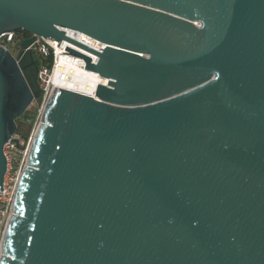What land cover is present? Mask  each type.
<instances>
[{"label":"water","instance_id":"1","mask_svg":"<svg viewBox=\"0 0 264 264\" xmlns=\"http://www.w3.org/2000/svg\"><path fill=\"white\" fill-rule=\"evenodd\" d=\"M78 31L100 49L68 38ZM3 146L40 97L36 37L95 55L55 87L0 264H264V0H0Z\"/></svg>","mask_w":264,"mask_h":264},{"label":"built area","instance_id":"2","mask_svg":"<svg viewBox=\"0 0 264 264\" xmlns=\"http://www.w3.org/2000/svg\"><path fill=\"white\" fill-rule=\"evenodd\" d=\"M68 31L78 32L70 29H65V34H67ZM24 38L25 37L23 36L19 39L16 36L15 31H7L0 35V46H2L3 49L8 50L7 44H11L12 46L17 47L16 45H18ZM61 42L59 46H61ZM67 45L72 44L67 43L66 45H64L61 52H57L53 44L51 45V43H49L47 39L42 37H36L33 43L30 45L32 51H35L40 59V64H38L37 80L41 91V95L39 98L40 100L41 98L43 99V105L38 111L37 116L34 117L32 124H30L31 128L28 134L26 136H23L19 132L15 131L3 146V154L6 159V172L3 178L2 186L0 188V258L2 256V245L4 235L6 234V228L10 221L9 219H11V217L13 216V205L17 183L21 173L27 166L32 142L37 128L40 124L42 110L47 99L55 88L51 84L49 76L56 64L58 58L57 56H59V54L61 53H64L66 56L70 55L68 51L64 49ZM102 46L103 44L101 45V47ZM92 60L95 59L92 58ZM83 67H85L84 61Z\"/></svg>","mask_w":264,"mask_h":264},{"label":"bare ground","instance_id":"3","mask_svg":"<svg viewBox=\"0 0 264 264\" xmlns=\"http://www.w3.org/2000/svg\"><path fill=\"white\" fill-rule=\"evenodd\" d=\"M66 36L76 42H81L97 49L101 48L102 45L94 40L92 41V39L80 32L68 31ZM47 40L51 43V45L53 44L57 52H61L64 45L69 43L72 45L67 46L79 52V54L82 53L91 56L93 59L96 58L95 55L71 41L62 40L61 46H59L60 43H57L56 40ZM57 57L56 64L49 76L53 87H62L96 98L95 90L97 84H107L108 81L106 79L100 77L97 73L86 70L83 67V59L81 57L72 54L66 56L64 53L59 54Z\"/></svg>","mask_w":264,"mask_h":264},{"label":"rangeland","instance_id":"4","mask_svg":"<svg viewBox=\"0 0 264 264\" xmlns=\"http://www.w3.org/2000/svg\"><path fill=\"white\" fill-rule=\"evenodd\" d=\"M16 36L20 39L21 37H28L29 36V34H22V33H18V34H16ZM17 47H14V46H12L11 44H7V48H8V50L13 54V55H16L17 54V52H18V46H19V44L18 45H16ZM33 58H35V59H37L38 60V64H40V59H39V56H38V54L35 52V51H33ZM48 63H49V61H48ZM43 105V99L41 98V100H39V101H36V100H33L32 101V103L29 105V107H28V112H29V114H33L34 115V117L35 116H37V114H38V111L41 109V106Z\"/></svg>","mask_w":264,"mask_h":264},{"label":"trees","instance_id":"5","mask_svg":"<svg viewBox=\"0 0 264 264\" xmlns=\"http://www.w3.org/2000/svg\"><path fill=\"white\" fill-rule=\"evenodd\" d=\"M16 34L22 33L25 34L23 31L18 30L15 31ZM40 98L36 99V101H39ZM34 120V115L29 114L28 109L19 117L16 119V131L19 132L21 135L26 136L31 128L32 121Z\"/></svg>","mask_w":264,"mask_h":264}]
</instances>
